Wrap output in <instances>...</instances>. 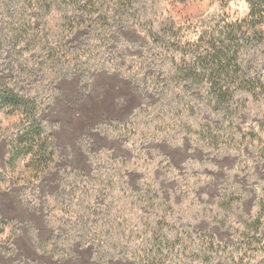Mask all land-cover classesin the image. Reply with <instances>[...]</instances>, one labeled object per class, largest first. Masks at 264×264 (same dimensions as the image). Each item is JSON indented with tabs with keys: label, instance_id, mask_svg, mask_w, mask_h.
<instances>
[{
	"label": "rangeland",
	"instance_id": "rangeland-1",
	"mask_svg": "<svg viewBox=\"0 0 264 264\" xmlns=\"http://www.w3.org/2000/svg\"><path fill=\"white\" fill-rule=\"evenodd\" d=\"M133 1L131 14L138 4ZM3 3L0 87L23 78L21 86L31 90L36 64L29 63L25 45H13L2 31L11 17ZM160 7L156 16L163 23L187 32L213 13L232 20L249 14L245 0H167ZM108 33L104 48L82 26L75 36L79 53L44 67L39 85L45 89L44 118L56 146L54 170L36 179L21 168L22 180L13 181L6 141H0V171L7 176L0 185V264H144L140 256L164 264L158 247L165 236L166 264H192L195 260H182V250L195 248L205 235L231 245L254 216L264 189V143L254 141L239 158L230 140L249 122H258L264 133V77L258 82L244 76L259 73L258 68L264 73V45L244 49L253 63L237 64V83L222 85L229 96L224 105L209 97L203 81L201 110L186 103L157 128L156 141L143 144L136 133L142 129V112L157 103L154 77L164 71L163 60L153 57L151 41L129 15ZM108 48L112 53L105 54ZM17 123V117L4 116L1 128L10 132ZM109 181L126 185L129 199L126 189L109 197L103 191ZM93 194L98 205L91 201ZM67 197L72 207L63 211L59 203ZM130 197L141 208L136 213L128 207ZM86 208L90 215H80ZM118 231H133L134 238L120 242L113 238ZM149 240L155 248L149 249Z\"/></svg>",
	"mask_w": 264,
	"mask_h": 264
},
{
	"label": "trees",
	"instance_id": "trees-1",
	"mask_svg": "<svg viewBox=\"0 0 264 264\" xmlns=\"http://www.w3.org/2000/svg\"><path fill=\"white\" fill-rule=\"evenodd\" d=\"M3 1V5L11 11V17L9 26L2 31H5L7 39L13 45H25V51L29 53V63L36 64V70L38 69L29 80L35 85L31 90L21 86L24 82L23 78L11 79L0 87V141H6V166L15 182L22 180V174L19 172L21 168L30 170L32 178L36 179L54 170L56 146L45 123V89L39 84L44 80L41 75L44 78L46 76L44 70L46 64L58 66L67 57L79 53L80 48L74 45L75 36L82 26H87L91 41L97 39L104 48H107L108 44L105 42H109V29L129 15L135 19L137 25L151 41L153 57L163 60L164 71L159 74V77H154L155 84L159 87L155 92L157 103L142 112L140 122L142 129L136 133L143 144L156 141L157 128L166 122L165 119L178 115L186 103L192 105L193 110L197 108L201 110V82L203 81L209 85V97L214 96L217 102L221 101L224 105V102L229 100V96L227 91L224 92L222 85L237 83V71H233L237 64L242 62L250 66L249 64L253 63V59L248 57L244 49L264 45V0H245L249 6L246 19L232 20L224 14L213 13L195 24L192 32H187V29H182L174 23H163L160 16H156L157 10L161 13V4L167 0H143L145 4L140 7L138 4L141 0H136L138 4L134 7L136 9L134 14H131V7L135 2L133 0ZM175 1L186 2L187 0ZM218 1L229 2L230 0ZM110 52L108 48L104 53ZM248 68V70L251 69V67ZM258 70L259 73L254 71L251 74L249 71L244 76L260 82L264 73L260 68ZM243 86L247 88L248 84ZM4 116L18 118L16 127L10 132L3 131L1 128V120ZM220 123L224 125L226 122ZM248 124L241 130L236 129L235 136L230 140L236 144L239 158L245 157L247 149L254 141L257 145L264 143V133L260 127H257L258 122ZM190 134L192 135V132H189ZM199 139L201 141V136ZM5 181L7 176L0 171V185ZM125 186L122 184L119 187V184L109 181L103 191L111 197L113 191L125 192L126 189L125 195H128V198L129 189ZM64 200L59 203V207L66 211L72 205L68 197ZM146 200L144 202L151 207V199ZM91 201L96 205L100 203L96 194L92 195ZM128 205L135 213L141 210L132 197ZM80 211L79 214L82 213L85 217L90 215L87 208L85 211ZM90 218L96 220L95 216ZM98 222L100 221L92 222V225H99ZM117 223L120 229L122 222L117 221ZM263 229L264 189L257 200L254 216L250 221L245 222L231 245L223 246L211 235H208L210 238L207 235L199 236L197 246L182 250L181 258L190 262L195 260L191 262L192 264L196 262L197 264H264ZM132 232L128 235L126 231L124 233L118 231V235L113 238L117 237L124 243L130 242L134 238V232L133 234ZM201 240L204 242L202 245L204 248L201 246ZM150 241H147L149 249L155 248L156 244L153 245L149 243ZM160 242L161 245L158 248L161 253L158 260L166 264L170 261L165 254L169 243L168 236L160 238ZM201 248H203L202 251ZM140 259L144 264H150L153 260L150 256L145 257L147 262L144 261V256H140Z\"/></svg>",
	"mask_w": 264,
	"mask_h": 264
}]
</instances>
